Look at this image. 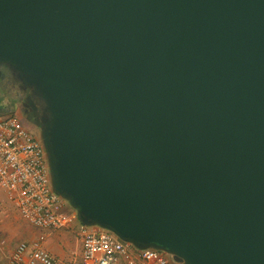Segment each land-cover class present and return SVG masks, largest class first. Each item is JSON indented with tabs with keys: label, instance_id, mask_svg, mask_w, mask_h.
Segmentation results:
<instances>
[{
	"label": "water",
	"instance_id": "1",
	"mask_svg": "<svg viewBox=\"0 0 264 264\" xmlns=\"http://www.w3.org/2000/svg\"><path fill=\"white\" fill-rule=\"evenodd\" d=\"M7 81L78 230L264 264V0H0Z\"/></svg>",
	"mask_w": 264,
	"mask_h": 264
},
{
	"label": "built area",
	"instance_id": "2",
	"mask_svg": "<svg viewBox=\"0 0 264 264\" xmlns=\"http://www.w3.org/2000/svg\"><path fill=\"white\" fill-rule=\"evenodd\" d=\"M0 191L24 221L42 233L33 243H18L8 264H59L43 247L45 235L69 229L74 215L51 195L40 145L15 118L0 120ZM78 231L81 264H171L166 254L152 250L138 253L112 234L95 229Z\"/></svg>",
	"mask_w": 264,
	"mask_h": 264
},
{
	"label": "rangeland",
	"instance_id": "3",
	"mask_svg": "<svg viewBox=\"0 0 264 264\" xmlns=\"http://www.w3.org/2000/svg\"><path fill=\"white\" fill-rule=\"evenodd\" d=\"M74 226V227H73ZM77 227L72 225L69 231L66 229L56 232H65L67 241V247L63 248L57 258L60 261L59 264H81L80 262V240L73 232ZM72 231H71V230ZM78 230V229H77ZM37 233V234H36ZM54 233V232H53ZM41 231L34 229L28 225L24 219L19 215L17 210L4 196V193L0 191V264H8V257L20 242L33 243L41 235ZM52 234V233H51ZM50 233H46L45 242L43 247L46 248V243L50 240ZM56 244V242H55ZM50 252V251H49ZM51 253V252H50ZM52 254V253H51ZM55 255V254H52ZM70 260V261H69Z\"/></svg>",
	"mask_w": 264,
	"mask_h": 264
},
{
	"label": "flooded vegetation",
	"instance_id": "4",
	"mask_svg": "<svg viewBox=\"0 0 264 264\" xmlns=\"http://www.w3.org/2000/svg\"><path fill=\"white\" fill-rule=\"evenodd\" d=\"M0 91V117H7L15 114V102L19 100L20 93L17 91V85L7 81ZM10 109V110H9Z\"/></svg>",
	"mask_w": 264,
	"mask_h": 264
},
{
	"label": "crops",
	"instance_id": "5",
	"mask_svg": "<svg viewBox=\"0 0 264 264\" xmlns=\"http://www.w3.org/2000/svg\"><path fill=\"white\" fill-rule=\"evenodd\" d=\"M67 230L69 231V229H66V231ZM73 233L75 234V232H73ZM50 237H51L50 240L48 241V243H46L47 244L46 248L52 254H55L54 256L57 258L59 256L57 254H59L60 252L62 254L63 248L67 247L68 238H66V233L64 231L63 232H54L50 235ZM55 242H56V244H55Z\"/></svg>",
	"mask_w": 264,
	"mask_h": 264
},
{
	"label": "trees",
	"instance_id": "6",
	"mask_svg": "<svg viewBox=\"0 0 264 264\" xmlns=\"http://www.w3.org/2000/svg\"><path fill=\"white\" fill-rule=\"evenodd\" d=\"M74 227V226H73ZM76 229V228H75ZM77 232H79L77 229H76V231H75V234L77 233ZM115 264H122L121 262H117V263H115Z\"/></svg>",
	"mask_w": 264,
	"mask_h": 264
}]
</instances>
